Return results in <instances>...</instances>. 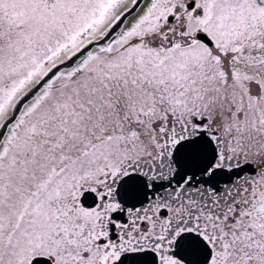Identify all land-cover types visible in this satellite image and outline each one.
Instances as JSON below:
<instances>
[{"label":"snow or ice","instance_id":"obj_1","mask_svg":"<svg viewBox=\"0 0 264 264\" xmlns=\"http://www.w3.org/2000/svg\"><path fill=\"white\" fill-rule=\"evenodd\" d=\"M0 264H264V0H0Z\"/></svg>","mask_w":264,"mask_h":264}]
</instances>
